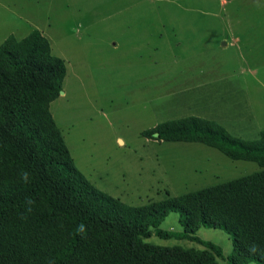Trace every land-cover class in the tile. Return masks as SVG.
<instances>
[{
  "label": "rangeland",
  "instance_id": "1",
  "mask_svg": "<svg viewBox=\"0 0 264 264\" xmlns=\"http://www.w3.org/2000/svg\"><path fill=\"white\" fill-rule=\"evenodd\" d=\"M33 28L65 65L49 112L74 165L99 190L142 205L260 169L198 142L141 132L196 115L257 137L264 129V0H0V42ZM158 228L180 231L177 214ZM193 235L220 247L216 264H229L228 234L199 227ZM144 241L204 248L153 233Z\"/></svg>",
  "mask_w": 264,
  "mask_h": 264
},
{
  "label": "trees",
  "instance_id": "2",
  "mask_svg": "<svg viewBox=\"0 0 264 264\" xmlns=\"http://www.w3.org/2000/svg\"><path fill=\"white\" fill-rule=\"evenodd\" d=\"M64 74L63 59L36 28L0 42V264H216L221 249L194 236L199 227L229 235V264H264V129L245 139L196 115L156 123L141 135L198 142L260 169L129 205L93 186L72 161L49 112ZM23 171L30 182L21 180ZM169 212L180 231L158 228ZM81 223L83 234L76 232ZM152 233L204 248L144 241Z\"/></svg>",
  "mask_w": 264,
  "mask_h": 264
},
{
  "label": "clouds",
  "instance_id": "3",
  "mask_svg": "<svg viewBox=\"0 0 264 264\" xmlns=\"http://www.w3.org/2000/svg\"><path fill=\"white\" fill-rule=\"evenodd\" d=\"M21 180L22 181H24V182H30V174L27 172V171H23L22 173H21ZM27 203L29 204V205H31L32 203H33V201L31 200V199H29V200H27ZM31 209L29 208V211H30ZM84 231H85V225L83 224V223H81V224H79L78 226H77V228H76V232L77 233H80V234H83L84 233Z\"/></svg>",
  "mask_w": 264,
  "mask_h": 264
},
{
  "label": "water",
  "instance_id": "4",
  "mask_svg": "<svg viewBox=\"0 0 264 264\" xmlns=\"http://www.w3.org/2000/svg\"><path fill=\"white\" fill-rule=\"evenodd\" d=\"M60 93H62V91H61V90H59V91H58V94H60Z\"/></svg>",
  "mask_w": 264,
  "mask_h": 264
}]
</instances>
